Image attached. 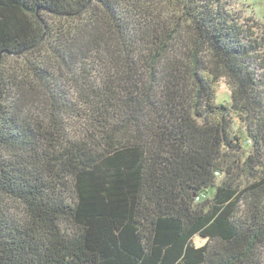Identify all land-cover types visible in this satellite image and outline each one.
<instances>
[{
  "label": "trees",
  "instance_id": "obj_1",
  "mask_svg": "<svg viewBox=\"0 0 264 264\" xmlns=\"http://www.w3.org/2000/svg\"><path fill=\"white\" fill-rule=\"evenodd\" d=\"M248 25L228 0H0V264H264Z\"/></svg>",
  "mask_w": 264,
  "mask_h": 264
},
{
  "label": "rangeland",
  "instance_id": "obj_2",
  "mask_svg": "<svg viewBox=\"0 0 264 264\" xmlns=\"http://www.w3.org/2000/svg\"><path fill=\"white\" fill-rule=\"evenodd\" d=\"M228 8L234 16L238 17L240 22L249 24L247 27L248 34L260 44V48L258 49L260 56L257 55L259 59L256 61L257 65L255 67L257 70L256 73L260 74L263 72L262 66H264V0H228ZM95 68L96 72L100 74L101 69H98L97 66ZM61 86L64 93L67 95L69 102L76 106V89L67 80H62ZM31 93L33 94V92ZM230 95V89L226 81L221 79L216 86L214 96L215 103H230ZM36 98L38 99V97ZM62 119L69 133H75L76 129L79 128L75 113L63 115ZM233 130L242 138H246L247 135L244 126L235 120ZM245 142L246 145L249 144L247 141ZM206 240V238L201 237L200 235H195L192 242L195 246H201Z\"/></svg>",
  "mask_w": 264,
  "mask_h": 264
}]
</instances>
